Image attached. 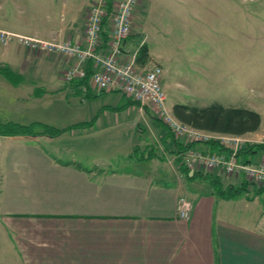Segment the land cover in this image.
<instances>
[{
    "label": "crops",
    "instance_id": "1",
    "mask_svg": "<svg viewBox=\"0 0 264 264\" xmlns=\"http://www.w3.org/2000/svg\"><path fill=\"white\" fill-rule=\"evenodd\" d=\"M32 1L42 4L34 9ZM75 1L5 0L3 16L58 18ZM12 23V31L39 39L85 38V29ZM134 38L125 42L126 57L137 56L139 47L127 48ZM69 62L0 40V66L7 67L0 70V121L68 128L53 137L0 135L2 264H264L261 198H223L210 180L187 178L151 106L109 108L127 96L94 91L92 61L88 77L67 81ZM113 93L119 102L97 104ZM209 172L224 183L221 170ZM182 196L194 204L189 218L179 214Z\"/></svg>",
    "mask_w": 264,
    "mask_h": 264
},
{
    "label": "rangeland",
    "instance_id": "2",
    "mask_svg": "<svg viewBox=\"0 0 264 264\" xmlns=\"http://www.w3.org/2000/svg\"><path fill=\"white\" fill-rule=\"evenodd\" d=\"M95 1L69 3L72 8L66 16L61 12L58 18L25 19L3 16V6L7 2L0 0V30L14 32L12 22L19 21L30 29L53 24L51 26H57L58 31L65 27L81 31L86 28L88 13ZM27 3L34 9L42 4ZM54 4H60L61 8L66 3ZM38 10L43 14L45 9ZM51 10V14L55 12ZM133 18L130 36L135 38L127 48L134 52L139 47L138 53L146 45L148 58L141 64L162 65L169 112L174 115L176 103L202 107L219 101L226 106L249 107L261 114L262 123L258 130L241 137L245 143L264 142V0H141ZM136 26L138 32L133 34ZM119 97L118 93L102 96L97 104H115ZM153 112L158 115L155 110ZM201 131L206 137L224 135ZM258 154L255 164L264 161V150ZM218 170H221L225 186H238L245 180L244 173L230 174L221 167L211 171ZM248 183L249 190L244 195L262 199L255 188L264 185Z\"/></svg>",
    "mask_w": 264,
    "mask_h": 264
},
{
    "label": "built area",
    "instance_id": "3",
    "mask_svg": "<svg viewBox=\"0 0 264 264\" xmlns=\"http://www.w3.org/2000/svg\"><path fill=\"white\" fill-rule=\"evenodd\" d=\"M140 2L114 0V6L109 11L108 0H96L88 13L82 43L38 39L5 30H0V40L8 44L17 39L36 52L62 53L72 61L65 70L67 81L88 77L86 64L92 61L89 85L94 91L121 92L140 101L143 106H151L184 144L203 143L215 138L224 147L215 152L188 147L178 152L180 164L196 171L221 167L230 174L244 173L248 182L264 185V161L255 164L259 155L251 156L248 161L239 155L246 144L241 135L224 133L218 137H206L201 131L203 129L180 121L167 108L168 95L163 84L162 65L153 62L141 64L136 55L125 56L124 45L132 34L133 15ZM193 207V202L186 196L178 201L179 214L183 218L191 216Z\"/></svg>",
    "mask_w": 264,
    "mask_h": 264
},
{
    "label": "trees",
    "instance_id": "4",
    "mask_svg": "<svg viewBox=\"0 0 264 264\" xmlns=\"http://www.w3.org/2000/svg\"><path fill=\"white\" fill-rule=\"evenodd\" d=\"M114 6V0H108V10L111 11ZM149 49L146 45H143L137 53V60L140 63H145L148 58ZM7 67L0 66V70L6 71ZM94 95L93 97H96ZM130 105L142 106L140 101L126 97L123 103L109 107L112 109L120 110ZM147 109V107H145ZM174 115L183 123L189 124L195 128L208 130L212 132L243 135L249 132H254L259 129L262 123L261 114L249 107L240 106H226L219 101H214L206 106H195L186 103H176L173 106ZM158 121L163 129L167 130L169 138L175 141L176 147L179 151L192 147L198 142H191L184 144L180 142L175 133L170 129L166 121L157 116ZM95 119L88 122L89 125L94 123ZM85 123L82 124L84 126ZM79 125H73L78 127ZM71 128V127H69ZM68 128H56L53 126L45 125L43 123H32L30 125H22L14 122H1L0 121V135H39L45 134L49 136H58ZM205 143L211 145L214 148L223 149L222 144L215 138L205 141ZM264 150V142L250 144L246 143L240 150L241 155L245 161L259 151ZM182 172H184L189 179L202 178L210 180L215 192L223 198H238L244 193L248 192V182L242 181L240 185L236 186L229 184L224 185L219 176L211 174L209 171L202 172L191 169L190 167L180 164ZM256 193L262 197L264 204V187L255 188Z\"/></svg>",
    "mask_w": 264,
    "mask_h": 264
}]
</instances>
